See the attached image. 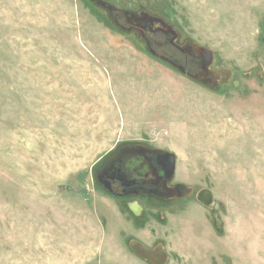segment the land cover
<instances>
[{
    "label": "rangeland",
    "instance_id": "374dc122",
    "mask_svg": "<svg viewBox=\"0 0 264 264\" xmlns=\"http://www.w3.org/2000/svg\"><path fill=\"white\" fill-rule=\"evenodd\" d=\"M104 1L163 18L232 75L191 80L96 0H0V264H127L132 229L92 172L128 140L212 193L175 225L169 264H264V0Z\"/></svg>",
    "mask_w": 264,
    "mask_h": 264
},
{
    "label": "flooded vegetation",
    "instance_id": "af4514ba",
    "mask_svg": "<svg viewBox=\"0 0 264 264\" xmlns=\"http://www.w3.org/2000/svg\"><path fill=\"white\" fill-rule=\"evenodd\" d=\"M142 13L117 8L111 17L121 29L138 32L152 54L181 66L191 80L211 88L223 83L212 75L219 67L212 65L213 56L210 60L194 46L204 45L193 41L178 43L177 32L167 21L170 27L143 17ZM170 152L147 140L121 141L93 168L94 189L113 202L115 210L131 227L132 232H123L128 242L126 253L141 264L160 262V249L165 255L163 264H169L165 242L175 234V225L191 222L185 215L190 212L192 200L200 209L213 202L212 193L208 201L203 191L206 188L195 191L192 185L177 179L176 156ZM141 231H145L143 235ZM133 241L142 243L151 252L150 259L133 251L130 246Z\"/></svg>",
    "mask_w": 264,
    "mask_h": 264
},
{
    "label": "water",
    "instance_id": "95a60500",
    "mask_svg": "<svg viewBox=\"0 0 264 264\" xmlns=\"http://www.w3.org/2000/svg\"><path fill=\"white\" fill-rule=\"evenodd\" d=\"M96 3L105 8L109 13L110 15L112 16L113 15V11L117 10V8L112 5L111 3H108L104 0H96ZM143 17H146V18H149L150 20H154L156 22H159L161 23L162 25H165L167 27H170V25L162 18L160 17H153L147 13H142L141 14ZM196 50L200 53L204 52L205 54H207L211 60V57L213 56V52L211 51V49L209 48H206L204 46H201V45H197V44H194ZM209 60V62H210ZM172 66H174L176 69H178L180 72L184 73V70L181 66H177L176 64L168 61ZM212 75L218 79H220L221 81H227L231 75H232V71L231 69L227 68V67H217L215 68L213 71H212ZM170 154L175 157V154L170 152ZM205 192V194L207 195V198H208V201L211 197V191H209L208 189H204L203 190ZM131 248L133 249V251L138 254L140 257H143V258H147V259H150V251L142 244V243H139V242H131L130 244ZM159 250V249H157ZM160 252V256L162 257L160 259V262H157L155 264H163V260L165 259V255L161 252V249L159 250Z\"/></svg>",
    "mask_w": 264,
    "mask_h": 264
},
{
    "label": "crops",
    "instance_id": "0c3cea01",
    "mask_svg": "<svg viewBox=\"0 0 264 264\" xmlns=\"http://www.w3.org/2000/svg\"><path fill=\"white\" fill-rule=\"evenodd\" d=\"M124 256H125V258H126V260H127V261H126L127 264H141V263H139L138 261H136V259L133 258L132 256L127 255V253H125ZM132 260H133V261H132Z\"/></svg>",
    "mask_w": 264,
    "mask_h": 264
}]
</instances>
